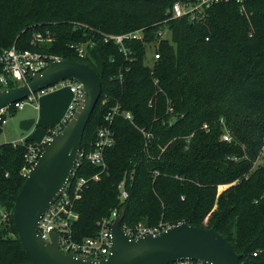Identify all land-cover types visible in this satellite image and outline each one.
Segmentation results:
<instances>
[{
  "label": "trees",
  "instance_id": "1",
  "mask_svg": "<svg viewBox=\"0 0 264 264\" xmlns=\"http://www.w3.org/2000/svg\"><path fill=\"white\" fill-rule=\"evenodd\" d=\"M176 1L0 0V54L15 44L85 63L100 76L103 94L82 151L95 149L103 126H111L115 140L104 150L105 168L76 163L77 175L89 179L75 202L76 240L96 236L103 218L125 208L123 227L160 221L214 227L242 254L241 264H264V0L217 2L196 20L173 17ZM137 29L145 36L126 39L127 52L106 40ZM35 32L53 39L33 41ZM155 41L160 57L148 59ZM72 44H86V51ZM115 106L131 119L117 113L109 123ZM224 124L232 141L222 138ZM42 126L50 133L56 124ZM36 143L0 144V207L7 216L0 264L29 263L13 210Z\"/></svg>",
  "mask_w": 264,
  "mask_h": 264
},
{
  "label": "water",
  "instance_id": "2",
  "mask_svg": "<svg viewBox=\"0 0 264 264\" xmlns=\"http://www.w3.org/2000/svg\"><path fill=\"white\" fill-rule=\"evenodd\" d=\"M67 80L83 85V100L62 130L53 135L15 195L13 218L28 264H170L187 259L209 264H241L242 254L214 227H197L183 221L159 233L132 237L122 225L125 208L112 224L111 253L106 258L91 259L62 251L56 231L51 233L50 241L39 235L41 216L62 193L75 169L85 129L103 94L102 82L89 65L56 59L41 72L30 74L23 84L0 90L2 110ZM35 124L34 117H27L21 120L20 127L28 131Z\"/></svg>",
  "mask_w": 264,
  "mask_h": 264
},
{
  "label": "built area",
  "instance_id": "3",
  "mask_svg": "<svg viewBox=\"0 0 264 264\" xmlns=\"http://www.w3.org/2000/svg\"><path fill=\"white\" fill-rule=\"evenodd\" d=\"M228 1V0H178L173 4L172 14L173 17H181L185 14L189 15L191 20H196L201 16V13L212 4ZM240 1V0H238ZM160 37L166 36V29H160L158 32ZM145 36V31L143 29H137L131 32H127L124 34H114L108 35L106 40L112 38L116 41L117 44L120 45L121 50L127 52L124 41L126 39H143ZM53 38L51 35L44 36L42 33H37L35 35L36 41H51ZM159 45V41H155L153 48H157ZM78 52L83 55L86 51V44L74 45ZM160 57L159 53L154 50L153 58L158 59ZM61 59L59 57L53 56H45L38 51H33L30 49H22L16 46L15 44L3 50L0 54V90L3 88L16 86L23 84V82L29 80L30 74H35L44 70L51 61ZM59 84H67L74 94V97L69 105L67 113L62 120L61 124L55 130H52L50 133L43 138L41 142H37L36 144L30 145L28 148V153L26 154V160L28 162V167L25 169L26 176L29 170L33 167V165L39 159L41 153L43 152L46 145L51 141L54 134L62 130L63 126L70 120L73 116L74 112L80 105L83 100L85 90L83 85L76 80H67L63 81ZM56 86V85H55ZM54 86L43 89L38 93L46 92L47 90H52ZM37 93V94H38ZM37 94H33L31 97L27 98L30 100H35V96ZM25 101L19 102V108L23 107ZM7 108L0 110V122L6 123V117H4V113ZM117 113H121L125 117L131 119V113L129 111H120V106L113 107L106 115L105 119L108 120L109 123L112 122L114 116ZM223 122V120H222ZM224 123V122H223ZM204 128H208V124L205 123L203 125ZM142 132L146 137H151L152 134L146 133L144 129ZM222 138L226 141H232L233 137L228 131V128L224 124V132L222 134ZM114 133L110 125L103 126L98 131V139L95 143V149L90 151L89 153H85L81 150L80 155L78 157L77 166L80 165L83 160H88L93 164H96L102 168L106 167V160L104 158V150L107 146L112 145L114 143ZM24 141V140H23ZM264 150V147H263ZM263 153V151H262ZM233 158H237L234 156ZM93 179L98 180L100 178V174L96 173ZM88 178L84 176H78L76 173V168L73 170L64 190L59 195V197L46 209V211L41 216L38 225V233L39 235L50 241L51 233L56 231L59 233V246L60 249L64 252H73L77 256H83L91 259H101L106 258L111 253V245H112V233L111 228L115 218L119 215L117 209H114L108 217L103 218L100 222V230L98 234L94 237H87L83 240H76L73 236V225L79 219V212L75 209L76 200L81 198V191L83 186H85L88 182ZM119 188L121 190L120 198L124 200L128 196V192L125 188L124 182L119 184ZM224 186L221 185L219 189H223ZM167 228V227H166ZM165 228V229H166ZM125 231L131 235L132 237H136L139 235H144L147 233H159L160 229H144L138 233L130 228L124 226ZM164 230V229H163ZM255 255L257 252L254 253ZM170 264H209L202 262L200 260H178Z\"/></svg>",
  "mask_w": 264,
  "mask_h": 264
},
{
  "label": "rangeland",
  "instance_id": "4",
  "mask_svg": "<svg viewBox=\"0 0 264 264\" xmlns=\"http://www.w3.org/2000/svg\"><path fill=\"white\" fill-rule=\"evenodd\" d=\"M39 32H35L33 35V41L35 40V35ZM155 42H152L151 48H148V59H150L154 55V45ZM57 87H62L61 84H56ZM61 90V89H59ZM49 92V93H47ZM65 92H69L68 88H65L62 90V93L64 94ZM41 94L40 100H33V102L29 101L28 99H25V103L23 104L22 108H19L18 104V110L13 111L11 113L7 112L6 114V123H2L1 128L2 131L0 133V144L4 142H17L20 139H25V138H31L35 142H41L46 135L47 131L44 129L42 124H46L47 122H51L52 120H56L57 116L49 115L48 114V109H47V102L46 100H49L51 97V93L49 90L43 93H38ZM37 94V95H38ZM5 112V113H6ZM15 112V113H14ZM14 113V114H12ZM24 115H29L28 117H34L36 119V123L30 130H22L20 127V122L22 119H24ZM39 124V125H38ZM61 122L57 123L56 126L53 128L55 130L58 125H60ZM25 137V138H24ZM23 142V141H22ZM259 162H262L261 158L258 160ZM113 211V210H112ZM108 217V216H106ZM5 220H7L6 214L3 212V209L0 207V225L2 223H5ZM172 224H169V222L165 221H160L157 224L154 225H146L143 222H138L134 226L127 227L128 229L132 228L135 233L140 232L141 230L144 229H160L161 231L165 229L168 226H171ZM9 235H14L13 233H10Z\"/></svg>",
  "mask_w": 264,
  "mask_h": 264
},
{
  "label": "crops",
  "instance_id": "5",
  "mask_svg": "<svg viewBox=\"0 0 264 264\" xmlns=\"http://www.w3.org/2000/svg\"><path fill=\"white\" fill-rule=\"evenodd\" d=\"M61 85H62V87L54 86V88L52 90H49L53 94H51V97L49 98V100H46L48 114L53 115V116H57L56 117L57 119L55 121L54 120L51 121L52 123H55V124L62 122V120L64 119V117L67 113L69 105H70V103L74 97V94L72 93V91L70 90V88L67 84H61ZM65 88H68L69 92L68 93L65 92L63 94L62 90H64ZM59 89H61V90H59ZM47 93H49V92H47ZM40 95L41 94L36 95L35 100H40V97H41ZM30 101L33 102L32 100H30ZM28 116L29 115H24L25 118H27ZM46 135H47V133H46ZM23 140L24 139L22 138L17 142H14V141L13 142L14 143H18V142L20 143Z\"/></svg>",
  "mask_w": 264,
  "mask_h": 264
}]
</instances>
